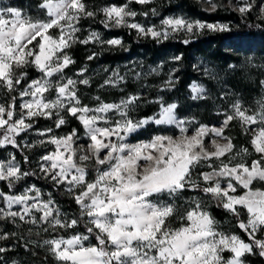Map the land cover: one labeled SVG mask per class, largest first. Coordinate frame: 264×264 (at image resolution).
Wrapping results in <instances>:
<instances>
[{
  "label": "snow or ice",
  "instance_id": "snow-or-ice-1",
  "mask_svg": "<svg viewBox=\"0 0 264 264\" xmlns=\"http://www.w3.org/2000/svg\"><path fill=\"white\" fill-rule=\"evenodd\" d=\"M151 2L126 0L92 10L86 0H40L39 18L11 6L0 7V89L5 93V102L0 103V148L10 145L23 151L17 137L33 130L40 118L53 120L56 128L67 122L66 117L75 118L86 141L77 145L81 139L77 129L61 137L50 135L52 128L36 130L38 136L48 137L39 144L54 146L41 155L39 172L54 187L63 186L78 214L68 216L51 193L44 199L35 186L13 192L20 181L37 173L22 171L10 154L0 160V182L9 190L0 191V221H20L52 233L38 246H47L57 264H245L241 259L245 254L258 251L264 257V97L256 101L255 109L233 102L219 127L199 125L189 135L192 122L177 117L176 103H166L163 97L147 101L159 110L133 119L131 113L140 107L139 95H125L118 103H107L97 95L95 106H89L78 94L79 85L90 86L89 79L66 77L65 69L75 63L67 50L74 45L123 46L121 39L103 40L96 31L79 35L81 21L94 20L98 14L106 29L123 27L157 41L206 29L227 30L225 25L182 17L164 18L159 26L146 27L135 21L138 13L130 5ZM205 2L217 7L213 0ZM250 11L249 3L239 7L242 15ZM260 12L264 20V3ZM139 14L148 16L147 11ZM93 58L94 54L88 57ZM28 68L39 75L29 78ZM86 71L81 69L76 76L83 77ZM124 82L125 76L114 71L101 88H118ZM172 84L169 78L165 87ZM260 84L264 86V80ZM191 91L195 100L203 98L205 89L193 84ZM233 121L250 137V147L237 150L225 134ZM148 124L174 126L180 135L126 142ZM186 192L196 195L184 197ZM212 204L234 217L235 227L247 241L218 229L208 211ZM10 237L16 233L4 232L0 241ZM23 246L28 250L27 242ZM9 250L0 246V258Z\"/></svg>",
  "mask_w": 264,
  "mask_h": 264
},
{
  "label": "rangeland",
  "instance_id": "rangeland-1",
  "mask_svg": "<svg viewBox=\"0 0 264 264\" xmlns=\"http://www.w3.org/2000/svg\"><path fill=\"white\" fill-rule=\"evenodd\" d=\"M190 1L207 15H214L220 9H229L244 19L253 18V21L259 23L258 26H264V20L260 19V6L264 3V0H213V3L217 6L215 9L206 3L205 0ZM125 2L126 0H86L92 10L101 9L113 3L122 4ZM245 2L252 5V11L242 15L239 12V7ZM39 3L40 0H0V7L11 6L20 9L23 14L39 18L41 16V10L38 8ZM130 7L138 13L135 21L146 27L159 26L164 18L182 17L190 21L225 25L227 30L209 31L206 29L190 36H185L181 33L167 40L157 41L150 37L139 36L135 30L123 27L106 29L100 23L103 18L102 14H98L94 20L91 18L82 20L81 24L83 27L81 33H79L81 37L87 35L89 31H96L103 40L115 38L121 39L123 43L122 47H112L100 43L76 44L67 50L75 63L65 69L66 77L73 79L87 78L90 81V86L82 84L78 86V94L83 104L95 106L97 102L93 97L97 95L107 103H118L125 95L137 94L141 97L140 107L131 113V116L133 119H141L144 118L146 112L153 111L150 115L153 116L159 110L157 104L148 103L147 101H154L158 97H163L166 103H176L178 105L176 114L179 119L192 122L188 125L189 135L199 125H206L209 128L219 127L224 119V114L231 110V104L235 101H240L245 107L251 109L257 107L256 101L264 97V86L260 84V81L264 80V45L261 44L260 33L253 37H229L223 40L220 48H216L215 43L212 42L213 45H211L210 42V46L208 45L209 42L203 43L200 40L204 36L229 33L232 26H236L235 24L233 25L232 22L226 21L210 22L201 20L194 12L182 6L179 0H152L148 5L132 3ZM152 9L156 10V15H152ZM143 11L148 12L147 17L139 14ZM116 31H133L136 37L148 40L151 43L155 42L161 46H155L158 50L138 47L131 51L128 49L131 46L130 43L125 41L122 35L116 33ZM185 39L189 40L188 43L200 41V46L204 47L203 50L199 52L192 51L189 56L187 55L184 58V54L181 52L182 49L179 48L177 42H184ZM218 51H220V54ZM93 54L94 58L89 60L88 57ZM186 64L189 65V73H186L184 83H181V77L184 74L182 67H187ZM84 68L87 69L84 76L77 77L76 73ZM151 69H156V72H150ZM27 71L34 73L32 78L39 75L32 68H28ZM114 71H118L120 75L125 76V82L118 88H101L104 81ZM138 73L140 75L137 78ZM169 78H171L173 84L165 87V82ZM193 84L200 85L205 89L202 99H192L191 86ZM121 88L123 91L120 90ZM4 102L5 93L3 89H0V103ZM66 121L60 128H56L53 120L38 119L33 130L22 133L20 137H17L23 151L10 145L6 148H0V160L9 158L10 154L15 155L22 171L31 172L35 170L37 173L20 181L16 188L12 190L13 192L19 193L27 187L35 186L41 190L44 199L47 198L48 193H51L61 211L67 213L68 216H72L78 214V208L72 198L66 194L63 186L56 188L51 182L45 180L38 168V161L41 155L51 152L54 146L51 144H39L38 141L47 140L48 137L38 136L36 130L52 128L50 135L57 137L66 136L75 129L74 122L79 123L78 120L72 117H66ZM159 134L180 135L178 129L174 126L148 124L131 133L127 137L126 142L132 144L146 142ZM225 134L232 138L237 150L241 147H250V137L243 132L242 126L238 121L231 122ZM78 135L81 139L77 141V145L86 144L83 138L84 133H78ZM205 143L206 145L208 144L207 138ZM25 145H32V147H24ZM24 156L28 157L27 163L24 162ZM203 170L208 171L209 169L205 168ZM0 191H9L4 182H0ZM192 195H196V193L186 192L183 194L184 197H191ZM61 196L68 200L71 205L68 206L67 203H64L61 200ZM215 207V204H212L208 211L212 214V208ZM217 222L218 229L225 233L238 234L240 230L235 227V219L228 212L222 213V218L217 220ZM14 225L15 228L11 229V223L0 221V235L4 232L16 233V237L0 241V246L10 249L2 254L0 264H44L35 259V256H23L17 249L15 242H20L22 245L27 242L28 250L32 247L50 255L55 260L47 251V246H38L43 244V240L50 239L46 238L49 233L43 232L36 225L25 224L20 221H17V224ZM29 229H32L31 233ZM80 230L83 231V228L81 227ZM20 237H23V239L21 240ZM257 254L258 251L256 254H245L241 259L245 261V264H248V257L256 258ZM229 255V253H225L226 257ZM262 258L264 259V257Z\"/></svg>",
  "mask_w": 264,
  "mask_h": 264
},
{
  "label": "trees",
  "instance_id": "trees-1",
  "mask_svg": "<svg viewBox=\"0 0 264 264\" xmlns=\"http://www.w3.org/2000/svg\"><path fill=\"white\" fill-rule=\"evenodd\" d=\"M179 2L186 9H189V11L194 12L198 16V18L201 20H206V21H210V22L226 21V22H232L233 25L234 24L236 25L235 27L232 26V29L229 33H222V34H217L214 36H206V37L204 36V38H202V40H200L203 43L209 42L208 45H210V42H211V45H213V43H215L216 48H218V47L220 48L222 46L223 40H226L229 37H232V36L253 37V36L258 35L260 33L261 34V44L264 45V26H258L259 23L253 21V18L250 17L248 19H244L240 15H238L237 13H235L229 9H220L214 15H207L206 13H203L200 8L196 7L190 0H179ZM116 33H120L122 35V37L125 39V41L130 43L131 46L128 49H130L131 51L138 48V47H145V48H150L153 50H158L155 46H157V47L161 46L155 42L151 43L148 40L136 37V35H135V33H133V31H116ZM200 41L199 42L191 41L190 43H187V44L184 42H181V43L177 42L179 48L182 49L181 52H183L184 58L187 55L189 56L192 51L199 52V51L203 50L204 47L200 46V44H201ZM218 53L220 54V51H218ZM114 54H116V53H114ZM116 55H118V54H116ZM186 66L187 67H185V66L182 67L184 74L181 77V83H184L185 76L187 75L186 73H189V65L186 64ZM28 74H29V78H32L34 73L30 71V72H28ZM181 83H180V86H181ZM176 87H178V86H176ZM152 112L153 111L146 112L144 117L150 116L152 114ZM74 128L77 129V132L79 134H81L83 132V129H82L80 123H78V122H74ZM61 200L64 203H67L68 206L71 205V203H69V201L66 200L63 196H61ZM225 212L226 211H224L223 208H217V207L212 208L213 217L217 220L221 219L222 213H225ZM232 218H234V217H232ZM10 228L14 229L15 225L11 223ZM60 234H63V233H60ZM238 234L240 236H242V238L244 240L247 241V237L240 230L238 231ZM52 235H53L52 233H49L46 238H51ZM15 245L23 256H28V257H30V256L34 257L35 256L34 257L35 259H37L38 261H40L41 263H44V264H57V262L50 255L43 253L40 250L38 251L37 249H34L31 247L30 250L26 251L25 247L20 242H15ZM251 259H252L253 263L251 262ZM247 262H248V264H264V259L257 254L256 258H253L251 256L248 257Z\"/></svg>",
  "mask_w": 264,
  "mask_h": 264
}]
</instances>
